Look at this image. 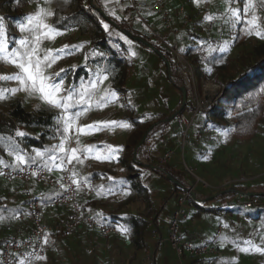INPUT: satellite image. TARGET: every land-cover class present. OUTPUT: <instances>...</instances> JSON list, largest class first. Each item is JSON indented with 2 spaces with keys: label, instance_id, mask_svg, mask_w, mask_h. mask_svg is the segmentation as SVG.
<instances>
[{
  "label": "trees",
  "instance_id": "16d2710c",
  "mask_svg": "<svg viewBox=\"0 0 264 264\" xmlns=\"http://www.w3.org/2000/svg\"><path fill=\"white\" fill-rule=\"evenodd\" d=\"M96 1L105 12V15L92 4L91 0H70L68 11L56 8L52 24L60 29L76 27L85 34L89 30L88 39L90 43L100 53L104 54L94 60L98 62L99 67L101 62H105L104 68L108 70L112 85L118 92L123 93L125 99L130 100L131 104L135 103L138 106L139 102L133 89L136 82H129L135 56L131 55L132 47L127 41H132L157 54L167 67V82L176 86L168 73L167 64L156 52L158 50L165 55L170 63L171 73H176V55L170 48L168 40L172 32L168 30L169 35L163 36L150 27L148 20L152 19L155 25L161 24L162 28L165 29L160 14L150 8H143L140 13H137L131 0H122V10H117V13L113 15L100 0ZM187 1H184L187 3L186 13L190 16L189 10L192 13L195 7L193 3ZM33 2L34 0H18V2L17 0H0V14H4L13 20H22L27 15L26 7ZM171 2L177 3V0L166 3V8L173 18V14L168 7ZM234 2H238L240 9H243L244 0H234ZM253 2L256 4V10L259 7V0H253ZM85 5L88 7H85ZM101 20L109 24L110 27L107 31L100 23ZM58 21L59 23H57ZM173 23H175L174 18ZM181 25L182 37L180 40L183 45L181 53L189 59L195 70V83L197 84V80L213 79L220 85V92L213 99L212 106L197 110L193 101L188 99L180 113L166 120L182 105L183 92L180 87L181 99L177 105L169 109V112L140 111L137 109L138 107H132L130 117L135 128L127 143V151L117 157L119 165L126 170V173L118 176L114 171L107 172V170L95 168L88 162V159L81 157L80 159L83 162L76 161L73 168V172L77 173L75 178L80 181L78 200L82 206L83 214L91 215L102 222L114 224L119 229L117 233L104 239L105 243L111 248H118L119 239L122 238V235H125L137 250L152 249L155 251L157 245L155 246L152 240V233L159 230L164 237L165 228L163 224H159V214L164 209L165 202L171 199L178 206L184 192L193 186L192 193L187 197L184 206L187 217L204 212L209 213L212 217L216 215L219 220L222 215H229L232 219H235L242 208L249 209L244 208L237 202V194L239 189L244 187V181H236L222 190L210 189L211 191H204L205 189L200 187H204L203 183L197 181L184 165L181 166L171 160L160 162L159 158L161 151L166 152L171 149L173 140H178V134L188 136L191 129L194 130L197 137L195 141L191 140L193 149L198 147L196 144L198 141L200 142V137L204 135V130L207 129L220 128L230 131L240 141L254 138L260 133L264 124V93L259 95L257 93L261 88H264V38L258 37L255 33L247 35L243 23L233 24L229 28V38L227 40L222 38L223 34L220 28L212 29L214 24L210 26V30L205 35L196 32L190 25ZM259 26L264 28L263 25L259 24ZM117 34L126 36L127 41L121 39L120 35ZM133 36H138L151 43L156 50L150 48L146 43L134 39ZM226 42L229 45L241 46V49L234 54L228 50ZM224 47L227 48V51H220ZM90 73L86 67L81 66L71 76V79L78 82L80 78L86 77ZM186 112L190 115L195 113L194 120L188 130H186V125L182 119V115H185ZM56 115L57 112L48 107L37 111L29 108L24 98L17 97L7 105L4 112L0 113V136H14L17 130L27 133L25 137L17 138V142L28 155L34 156L35 150H45L53 145L51 143L53 139L59 137L56 131ZM196 120L197 125L193 126ZM145 134V141L137 148L138 143ZM174 137L175 139H173ZM208 138L211 139L209 142L216 140L214 135H209ZM186 144L187 140H185V148ZM198 150L201 153L204 152L202 146ZM0 158L9 165L14 163V157L8 155V150L4 146L0 148ZM185 160L188 166L186 157ZM228 167L230 168V165ZM59 169L53 167L51 173L55 175ZM166 174L173 176L176 183ZM234 174L237 177L242 176L237 171ZM109 177L113 179H109ZM252 181L257 184L254 193L264 195V176L254 178ZM83 182L92 184L93 191L88 193L82 186ZM109 187L112 192L122 193L127 191L124 200L114 208L106 203L110 199L111 193L97 194L98 191L106 190ZM31 189L43 201H48L60 193V189L35 180L31 182ZM153 190L165 191L159 205L151 197ZM210 196L213 197L209 198ZM139 197L146 202V212L125 207ZM28 200L29 195L23 182L9 183L0 180V216L4 217L3 220H0V255L5 241L23 237L31 230V221H15L13 219L16 212L27 207ZM218 200L221 201L220 204L216 203ZM254 207L257 208L256 214L244 218L247 221H252L250 218L261 219V224L258 226L264 230V219L261 218V213L264 212V204L251 208ZM169 210L173 212L174 208L173 210L171 207L166 208V211ZM69 213L70 211L63 206L50 207L46 212V217L44 214L43 222L54 226L63 222L69 216ZM98 213H102V216H98ZM186 216L182 219V233L186 239L196 244L215 240L216 229L213 237L207 238L201 227L191 224L185 226ZM259 222L255 223L258 224ZM123 229L127 231L122 232ZM48 233V249L44 256L45 259L40 261L48 264H61L62 258H65L68 264H107L109 262V258L106 262H103L96 249H94L95 237L100 235L96 229L84 226L72 236H63L61 232L56 230H51ZM186 261L187 264H195L196 262L191 257H186ZM36 264H39V262Z\"/></svg>",
  "mask_w": 264,
  "mask_h": 264
},
{
  "label": "rangeland",
  "instance_id": "374dc122",
  "mask_svg": "<svg viewBox=\"0 0 264 264\" xmlns=\"http://www.w3.org/2000/svg\"><path fill=\"white\" fill-rule=\"evenodd\" d=\"M100 1L111 13H117V10H122L123 8L122 0ZM189 2L193 3L195 10L192 13L189 10L190 16L193 20L192 22H189L190 24L188 23L187 26L190 25V27L196 30V32L205 35L210 30V26L214 24V27H212L213 30L220 28L221 33L223 34L222 38L224 40L229 38V28L233 24L226 23L229 17V13L227 12L228 3H226V0H202V2L199 4L196 3V0H189ZM38 4L42 6L43 0H34L32 4L26 7V14L28 15L34 13L37 10ZM231 6L233 8H240L238 2H233ZM48 7L54 10L59 8L63 11H68L70 8V3L65 4L63 3V0H52V3L48 5ZM254 14L259 17L258 24L264 26V7H260L259 5V7L254 11ZM177 15L178 16L173 15L174 21H176V25L174 23V27L178 29L176 36L174 34L169 35L167 32L168 30L163 29L161 24L155 25L152 19H148L150 27L157 30V33H160L163 36H167V34L169 35L168 40L170 44L176 42V39L178 38L177 40L179 42L180 48L178 51L182 57L173 51L176 55L177 70L176 73H171V68L170 71L168 70V73L175 82L176 86L170 82H167V67L160 57H158V55L152 52L150 49L137 45L131 41V50L134 51L136 55H134V67L132 68L133 70L129 82H136L133 89L134 94L138 98L137 101L139 102V105L137 106L135 103L129 104V100L125 99L124 94L118 92L112 85L111 77L109 75L108 80L104 81V83L101 85V91L104 88L110 87L111 89L115 90L118 99L114 100L103 108H92L78 121V125L81 126L101 121H124L130 125V127L126 128L119 126L108 128L102 127L100 130H92L87 133L79 134L81 146H97L92 153H85V156L81 157L88 159V162L93 167L107 170V172L114 171L116 174H118V176L126 173V170L121 168L119 165L117 157L127 151V143L129 142L130 136L135 128V125L130 117L132 113V107H138L137 109L140 111L150 110L154 112H169V109L177 105L181 99V86L186 87L187 100L191 99L196 105L197 110L210 108L212 106L213 99L219 94L220 86L213 79L197 80V84L195 83V70L189 59L181 53L183 45L182 41L180 40L182 37V25L180 26V24H185L182 19L183 16L181 17L178 11ZM209 15L213 17L211 21L205 19V17ZM252 15L253 13L249 15L248 18L251 19ZM0 17L5 18V24L7 25L10 35L15 37L22 35L15 25L17 22H22L24 18L22 20H13L6 17L4 14H0ZM52 20L53 17L49 18L47 22L52 24ZM89 34V30L85 34L78 28L73 27L71 31L68 30L65 32V34L58 35L54 39L45 40L42 44L43 48L53 50L61 49L64 45H83L82 49L73 52L71 55L61 53L62 58L58 60L57 64L53 65V68L50 70L58 71L60 68L68 70L66 72L67 79L65 80V86L68 84H72L74 86L79 85L81 80L87 82L92 71H94L98 66V62L94 59L100 57V55H98L100 52L90 43V40L88 39ZM226 46L228 50L234 54H236L241 49V46H233L229 45L228 43ZM86 55L88 57L87 60L85 59ZM81 66L86 67L91 73L86 77L83 76L80 78L78 82H75L71 79V76H73L77 69H79ZM100 67H105L104 61L101 62ZM16 71L17 69L15 66L0 61V75H10ZM206 83L216 85L217 89L215 91H208L206 88ZM17 86V81L0 80V89H11ZM6 95H9V98L4 101H0V113L4 112L7 105L17 97L24 98L28 107L36 111L47 107L35 97H26L25 93L23 92H17L14 96L8 93H6ZM98 95H100L99 92L97 93V96ZM37 105H39V107H37ZM52 110L58 112L56 109ZM194 116L195 113L190 115L188 112H186L185 114L188 123H190L191 120L193 122ZM197 120L194 122L193 126L197 125ZM224 133H227V135L225 136ZM209 135H214L216 140L209 142L211 140L208 138ZM200 138V142L198 141L199 143L197 142L196 144L198 147L193 149V146H191V140L193 139L195 141L197 137L194 130L191 129L188 136L185 134H178V140H173V145L171 146V149H174L175 151L171 161L176 162L181 166L184 165L189 173L190 171L188 169L192 170V172L196 174V176L192 174L196 180L197 177H200L210 182L212 185L220 186L223 184L225 176L229 175L233 178H236L237 175L235 176L234 174L236 171L242 175L238 177L250 178L259 174V172L264 168V124L262 125L260 133L256 137L241 141L234 137L232 132L220 128L204 130V135H202ZM173 139H175V137ZM185 140H187L186 148ZM51 143L53 145L58 144L59 137L53 139ZM73 143H75V140H73L70 147L77 146H72ZM2 146L3 142L0 141V148H2ZM106 146H112L114 149V151L111 153L112 158L97 159V154L100 156L108 154V149ZM159 146L163 147L162 145ZM200 146H202L204 150L203 153L199 152L198 150ZM164 152L165 151H161L160 157L164 154ZM185 157L189 164L188 166L185 162ZM228 165H230V168ZM243 181L245 182L244 187L239 189V191L256 192L255 190L257 188V184H254L252 180L248 179ZM200 187L201 189H205L204 191H211L208 188L202 186ZM126 192H111L110 199L107 200L106 203L112 208L119 206L124 200V197H126ZM164 193L165 191L160 190H153L151 192V197L154 199L157 205H159L161 202ZM216 203L220 204L221 201L218 200ZM165 204L166 205L164 209L159 214V224L164 225V237L167 238V228L172 211H166V208L171 207L173 210V208L175 209L177 205H175L171 199H168ZM125 207L131 208L135 211L146 212V202L141 197L135 199L130 205H126ZM256 212V207L249 209L242 208L240 214L236 215L235 219H232L229 215L221 216V219L226 221L227 229L222 236L215 238L214 242H217L224 251V259L227 264H264V252L249 251L245 253L238 250L239 248L248 246L244 243L245 241H251L253 245L264 248V230L258 226L261 224V219L259 220L256 218H250V220L254 222L247 221L245 219L256 214ZM214 216L215 217H212V215L209 213L204 212L197 213L191 217L186 216V221L184 223L185 226L191 224L201 227L205 231V237L210 238L213 237L216 225L219 222L217 216ZM261 218L264 219V212L261 213ZM257 221L260 222L257 224L255 223ZM157 232H159V230ZM48 234L49 233H47L46 238ZM152 235V240L154 241L155 246L157 245L155 247V251L152 249L137 250L131 240L129 241L125 235H122V238L119 239L118 248L109 247L104 241L105 237L101 235H99L100 237L96 236L94 242L97 243L94 246V249H96L103 262H106L109 258V262L107 264H152L153 262L154 264L188 263L186 258L184 263L181 262L180 258L173 252L167 240L163 242L165 244H158L156 236L157 234L155 231L152 233ZM104 246L106 249L103 248ZM63 263L68 264L65 258H62L61 260V264Z\"/></svg>",
  "mask_w": 264,
  "mask_h": 264
},
{
  "label": "snow or ice",
  "instance_id": "6c2138e0",
  "mask_svg": "<svg viewBox=\"0 0 264 264\" xmlns=\"http://www.w3.org/2000/svg\"><path fill=\"white\" fill-rule=\"evenodd\" d=\"M18 2V0H17ZM202 0H196V3H201ZM234 0H226L228 3L227 12L229 13L226 23L245 25L244 31L247 35L255 33L258 37L264 38V28L258 24L259 17L254 14L256 4L253 0H244L243 9L233 8L231 4ZM52 0H43V5H39L37 10L25 16L22 22H17L15 25L19 32L22 34L15 37L9 34L5 18L0 17V61L11 64L17 69L16 72L10 75H0V80H14L18 82V86L11 89H0V101L9 98V95H15L17 92L25 93L26 97L37 98L42 104L50 109L58 110L55 117L57 129L59 134V143L51 145L45 150H35V155H28L17 142V138H22L27 133L17 130L14 136H0V141L4 142V147L8 150V155L14 157V163L9 165L5 160L0 158V166L12 167L19 171H24V166L36 167L38 169L52 171L53 167L63 168L65 162L71 164L73 161L82 163L80 156L84 153H92L96 149V145H80L79 134L87 133L92 130H100L102 127L108 128L113 126L130 127L124 121H101L94 122L89 125H78L80 118L84 117L92 108H103L109 103L118 99L114 89L104 88L101 91V85L104 81L108 80V70L103 67H97L92 71L87 82L81 80L79 85L68 84L65 86L67 79V69L60 68L58 71H50L53 65L57 64L60 60L61 53L71 55L75 51L82 49L83 45H64L61 49H45L42 44L45 40L54 39L58 35L65 34L68 29L57 28L47 21L49 18L55 16V10L48 7ZM63 3H70V0H63ZM260 7H264V0H259ZM85 7H88L85 5ZM253 13L251 19L248 18L249 14ZM114 15V13H112ZM151 14V13H149ZM119 19V17H117ZM206 20L211 21V15L205 17ZM59 23V21L57 22ZM104 29H109V24L103 20L100 21ZM111 34V33H110ZM120 35L121 39L127 41V37ZM131 44V41H127ZM227 43V42H226ZM220 51H227V48H221ZM98 55L103 56V53ZM131 55H136L134 51ZM87 60V55L85 56ZM76 67V66H73ZM100 95L97 96V93ZM264 93V88H261L257 95ZM129 104L131 101L129 100ZM39 107V105H37ZM226 136L227 133H224ZM75 140L76 147H70L71 143ZM108 154L100 156L97 154V159H111V153L114 151L112 146H106ZM4 173L0 171V175ZM37 172H32L36 175ZM76 172H72V183L77 185V190L80 187V181L75 179ZM109 179H113L109 177ZM63 188L64 185L61 184ZM103 188V186H101ZM112 189L109 187L106 190L98 191L97 194H110ZM59 195V194H57ZM102 216V213H98ZM4 217L0 216V220ZM123 229L122 232H126ZM47 244V238L44 239ZM235 243V242H233ZM246 247L239 248L241 252H264V248L253 245L251 241L244 242ZM36 260L45 259V257L31 253ZM17 264H32L31 259H20Z\"/></svg>",
  "mask_w": 264,
  "mask_h": 264
},
{
  "label": "built area",
  "instance_id": "2783aa9c",
  "mask_svg": "<svg viewBox=\"0 0 264 264\" xmlns=\"http://www.w3.org/2000/svg\"><path fill=\"white\" fill-rule=\"evenodd\" d=\"M134 10L137 13L143 8H150L160 14L163 26L166 30H169L176 36L178 29L174 27L173 18L166 8V3L171 0H131ZM187 7L184 0H177V11L183 16L184 24H188L192 21V18L186 13ZM69 31L72 28H68ZM171 49L175 51L179 56V45L176 42L170 44ZM211 105V104H210ZM183 122L187 129L192 123L187 122L185 115H182ZM73 143L72 146H75ZM174 149H168L161 157L160 162H166L172 159L174 155ZM85 153L80 157H84ZM76 164L73 161L71 164L65 162L63 168L59 169V174L54 175L47 170H40L36 167L24 166V171L21 172L18 169L11 167L0 166V171L4 174L0 175V180H4L9 183L21 181L25 184V189L29 195L27 207L16 212L13 216L15 221L29 220L32 222L31 230L23 237L9 239L4 242L1 255L0 264H17L20 259H31L32 264L40 262L33 256H29L31 253H37L41 256H45L48 245L44 243L46 235L51 230L61 232L63 236H72L76 231L84 226L90 229H96L99 234L103 237H108L118 232V227L108 222H102L98 218L91 215H84L82 206L78 200L77 185L72 183L73 177L72 172ZM188 168V167H187ZM191 174L195 175L192 170L188 169ZM37 172L36 175H32V172ZM264 176V168L256 176L250 178L225 176L223 184L220 186L212 185L210 182L203 178L197 177V181H201L203 186L208 189L222 190L228 185L236 181L253 180ZM76 179V178H75ZM35 180L39 183H47L57 189H60L59 195H55L48 201H43L37 194L31 189V182ZM61 184L64 187H61ZM85 190L90 193L93 191L92 184L82 183ZM194 187V186H193ZM193 187L184 192L183 197L180 198L178 206L172 212L169 223H168V234L167 238L163 237L161 232L157 234V243L161 244L166 240L169 242L173 252L180 258L181 262L184 263L186 257H191L196 260L195 264H227L224 259V251L218 245L217 242H207L203 244H196L191 240L184 237L182 233V219L186 216L185 213V202L187 197L192 193ZM237 202L244 208H251L253 206L264 204V195L254 193L251 191H239L237 194ZM63 206L67 208L70 213L69 216L61 223H57L54 226L47 225L43 222L44 214L50 207ZM226 221L220 219L215 232V237L219 238L226 231ZM64 264V263H63ZM154 264V262L152 263Z\"/></svg>",
  "mask_w": 264,
  "mask_h": 264
},
{
  "label": "water",
  "instance_id": "95a60500",
  "mask_svg": "<svg viewBox=\"0 0 264 264\" xmlns=\"http://www.w3.org/2000/svg\"><path fill=\"white\" fill-rule=\"evenodd\" d=\"M92 1V4L103 14V15H105V12L103 11V9L99 6V4H97L96 3V0H91ZM128 34L129 35H131L129 32H128ZM134 37V39H136V40H140V41H142V42H144V43H146L150 48H152V49H154V50H156L153 46H152V44L151 43H149V42H147V41H145L144 39H142V38H140V37H138V36H133ZM156 52L161 56V58L165 61V63L167 64V66H168V70L170 71V63H169V61H168V59L165 57V55L162 53V52H160V51H158V50H156ZM220 86V85H219ZM181 90H182V92H183V98H182V105L180 106V108L176 111V112H174L172 115H170L169 117H167L166 118V120H168V119H171V118H173L175 115H177L178 113H180L181 111H182V109L184 108V106H185V104H186V101H187V91H186V87H184V86H181ZM187 130V129H186ZM145 138H146V134L143 136V138L140 140V142L138 143V145H137V148H138V146H140L144 141H145ZM137 151V149L135 150V156H136V152ZM167 175V174H166ZM174 183H176V179L173 177V176H170V175H167ZM213 196H210L209 198H212Z\"/></svg>",
  "mask_w": 264,
  "mask_h": 264
},
{
  "label": "crops",
  "instance_id": "0c3cea01",
  "mask_svg": "<svg viewBox=\"0 0 264 264\" xmlns=\"http://www.w3.org/2000/svg\"><path fill=\"white\" fill-rule=\"evenodd\" d=\"M148 1H149V0H148ZM168 7H169V9H170V11H171V13H172L173 15L178 16V15H177V10H176V7H177V3H176V2H171V3L168 5ZM175 22H176V21H175ZM181 23H182V22H181ZM175 25H176V23H175ZM180 26H181V24H180ZM55 174L58 175V174H59V171H57ZM45 217H46V214H45ZM96 243H97V242H93V245L95 246ZM103 248L106 249L105 246H104ZM39 264H46V262L40 261Z\"/></svg>",
  "mask_w": 264,
  "mask_h": 264
},
{
  "label": "bare ground",
  "instance_id": "6f19581e",
  "mask_svg": "<svg viewBox=\"0 0 264 264\" xmlns=\"http://www.w3.org/2000/svg\"><path fill=\"white\" fill-rule=\"evenodd\" d=\"M206 88H207L208 91H215L217 89V86L209 84V83H206Z\"/></svg>",
  "mask_w": 264,
  "mask_h": 264
}]
</instances>
